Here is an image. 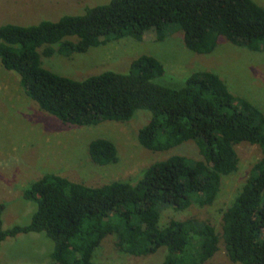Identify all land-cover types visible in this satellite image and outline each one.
<instances>
[{
	"label": "trees",
	"instance_id": "obj_1",
	"mask_svg": "<svg viewBox=\"0 0 264 264\" xmlns=\"http://www.w3.org/2000/svg\"><path fill=\"white\" fill-rule=\"evenodd\" d=\"M86 10L58 21L0 26L3 67L18 76L40 109L65 125L129 122L136 112L148 111L149 123L138 133L144 148L162 152L194 141L202 159L173 155L135 182L101 186L45 174L24 190V199L35 206L28 223L4 229L0 204V248L9 237L44 234L53 242L55 264H96V249L115 235L117 247L131 256L166 248L161 264H207L223 240L234 264H264V113L256 105L235 96L210 71L191 74L180 88L161 85L156 81L166 69L148 55L134 60L127 73L106 71L82 80L42 63L43 57H71L113 40L142 41L150 31L164 41L180 30L186 47L202 55L213 53L221 37L264 51V7L253 0H111ZM242 143L259 146L263 158L225 211L222 233L193 218L160 225L163 209L211 206L223 178L238 170ZM89 155L101 166L119 159L115 143L104 138L90 143Z\"/></svg>",
	"mask_w": 264,
	"mask_h": 264
},
{
	"label": "rangeland",
	"instance_id": "obj_2",
	"mask_svg": "<svg viewBox=\"0 0 264 264\" xmlns=\"http://www.w3.org/2000/svg\"><path fill=\"white\" fill-rule=\"evenodd\" d=\"M111 0H0V26L35 25L42 21H58L65 15H83L86 9L108 4ZM264 7V0H253ZM148 55L158 59L166 74L156 82L171 88L185 85L187 78L199 71L218 74L237 97L251 101L264 113V51L237 46L224 37L216 50L202 55L189 50L184 34L177 30L158 41L155 31L146 33L142 41L127 37L91 48L71 57L56 54L43 57V66L73 79H86L106 71L127 73L131 63ZM151 114L138 111L129 122L105 121L92 126H69L40 109L20 85L18 76L7 71L0 60V204H4L3 228L24 225L35 206L23 197L24 190L43 175L54 173L74 182L101 186L114 181L135 182L141 173L156 162L173 155L193 160L202 159L199 147L188 141L168 151L144 148L139 130L149 123ZM115 143L119 159L107 166L95 164L89 145L96 139ZM238 170L223 178L218 198L211 206L193 205L186 210L166 208L160 225L172 219H196L210 222L222 233L223 215L247 182L253 166L263 158L257 145L237 146ZM30 218V220H29ZM115 235L104 239L94 253L96 264H161L167 250L154 255L136 257L123 253ZM53 242L44 234H21L7 238L0 248V264H55L50 258ZM207 264H234L223 240L218 252Z\"/></svg>",
	"mask_w": 264,
	"mask_h": 264
}]
</instances>
